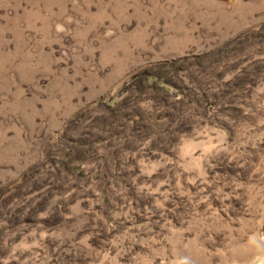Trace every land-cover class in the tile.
Instances as JSON below:
<instances>
[{
  "label": "rangeland",
  "instance_id": "374dc122",
  "mask_svg": "<svg viewBox=\"0 0 264 264\" xmlns=\"http://www.w3.org/2000/svg\"><path fill=\"white\" fill-rule=\"evenodd\" d=\"M0 264H264V0H0Z\"/></svg>",
  "mask_w": 264,
  "mask_h": 264
}]
</instances>
